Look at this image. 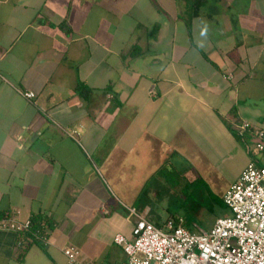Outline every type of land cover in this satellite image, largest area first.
<instances>
[{
	"label": "crops",
	"instance_id": "1",
	"mask_svg": "<svg viewBox=\"0 0 264 264\" xmlns=\"http://www.w3.org/2000/svg\"><path fill=\"white\" fill-rule=\"evenodd\" d=\"M178 1L0 0V214L50 226L24 254L1 222L0 264H66V248L82 264L124 263L114 238H133L130 208L164 225L148 205L176 154L190 159L187 186L244 159L226 191L257 157L264 0L208 3L190 26L191 0Z\"/></svg>",
	"mask_w": 264,
	"mask_h": 264
},
{
	"label": "built area",
	"instance_id": "2",
	"mask_svg": "<svg viewBox=\"0 0 264 264\" xmlns=\"http://www.w3.org/2000/svg\"><path fill=\"white\" fill-rule=\"evenodd\" d=\"M25 96L35 97L33 93ZM252 129L250 123L242 122L237 133L245 138ZM253 136L257 157L223 196L229 215L218 218L210 231L197 233L186 227L182 217L158 227L130 208L138 218L133 238L122 234L114 238L127 255V261L121 264H264V130H255ZM1 227L24 233L30 231L31 220H4ZM47 237V233L37 235L36 240L47 243ZM64 254L66 264H82L75 248H66Z\"/></svg>",
	"mask_w": 264,
	"mask_h": 264
},
{
	"label": "rangeland",
	"instance_id": "3",
	"mask_svg": "<svg viewBox=\"0 0 264 264\" xmlns=\"http://www.w3.org/2000/svg\"><path fill=\"white\" fill-rule=\"evenodd\" d=\"M183 1H178L179 5H183ZM235 2L237 3V0H227L225 3L235 6ZM167 4L173 6L168 1ZM211 5H216L214 0L209 1V6ZM244 161L240 158L231 167L220 168L219 175H213L211 180L187 186L182 176L185 175L183 174L186 171L185 168L189 169L190 159L176 154L171 160L173 168L164 166L165 168L154 179L153 186H161V189L158 190L160 194L158 198L151 199L152 202L148 205V208L155 214L156 212L161 214V216H154L156 218L167 216L165 222L169 219L175 220L182 217L194 226V232L210 231L217 218L222 217L227 210L220 201V197L224 196L231 178L237 172L243 171ZM112 191L118 198L117 200L125 204L124 195L122 190L119 189V185L113 184ZM136 202V207H139V200ZM181 214L185 216H179Z\"/></svg>",
	"mask_w": 264,
	"mask_h": 264
},
{
	"label": "trees",
	"instance_id": "4",
	"mask_svg": "<svg viewBox=\"0 0 264 264\" xmlns=\"http://www.w3.org/2000/svg\"><path fill=\"white\" fill-rule=\"evenodd\" d=\"M210 0H191L190 6L188 8L185 21L190 26L193 21L198 19L201 16V10L209 3ZM216 2L221 0H214ZM223 202V200H222ZM225 206V204L223 203ZM226 207V206H225ZM227 208V207H226ZM4 220H12L10 215L7 214H0V223ZM31 229L30 231L19 233L21 250L25 254L28 250L29 244L36 243V236L37 235H44L47 233V230L50 228L47 219L43 216H33L31 219ZM189 222V221H188ZM185 225H187L185 220ZM28 241V243H26ZM23 256H21L22 258Z\"/></svg>",
	"mask_w": 264,
	"mask_h": 264
}]
</instances>
